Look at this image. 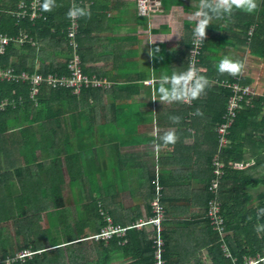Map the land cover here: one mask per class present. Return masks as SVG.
Wrapping results in <instances>:
<instances>
[{"label": "crops", "instance_id": "1", "mask_svg": "<svg viewBox=\"0 0 264 264\" xmlns=\"http://www.w3.org/2000/svg\"><path fill=\"white\" fill-rule=\"evenodd\" d=\"M75 1L91 11L81 17L78 37L84 73L106 79L110 87L79 95L45 89L30 111L23 107L6 121L0 137V220L8 222L0 227V250L14 255L36 241L65 248L89 240L101 232L103 207L115 225L129 228L124 240L129 245L123 248L119 236L111 239L105 264L148 262L157 234L149 222L159 175L167 264H198L199 248L206 264H214L208 249L213 235L197 224V216L215 160L225 150H232L222 185L226 210H259L264 201V44L251 48L254 27H247L244 10L213 19L196 82L206 85L192 104L184 99L186 86L178 99H166L158 81L161 75L188 74L199 0H153L150 15L139 13L138 0ZM260 3L256 0L251 13ZM32 31L37 51L32 56L16 46L13 65L37 70L68 64L73 49L50 38L54 28L45 38ZM224 58L239 62V73L218 71ZM236 77L254 88L255 105L235 128V142L221 150L217 128L230 90L219 81ZM166 133L174 142H164ZM104 254L96 251L91 264H102Z\"/></svg>", "mask_w": 264, "mask_h": 264}, {"label": "trees", "instance_id": "2", "mask_svg": "<svg viewBox=\"0 0 264 264\" xmlns=\"http://www.w3.org/2000/svg\"><path fill=\"white\" fill-rule=\"evenodd\" d=\"M21 0H0V32L8 33L11 36H17L22 33V31H27L32 37L33 41L36 40V35L32 31V28L35 31H39L41 35L45 38V34H49L52 32L54 28L56 34L50 38L54 40H62L68 43V47L70 49V38L68 35V27L71 24V18L68 17V10L73 7L72 0H44V3H49L50 10L45 11L49 16L48 21H39L36 25H33L29 19L24 20L22 23H19L17 18L14 17L11 13L12 10L18 8ZM83 7V6H81ZM245 14L248 15L249 21L248 28L254 27V33L251 36V48L255 46H260L264 44V0L261 3L260 7L256 10L255 13L245 11ZM16 45H12L9 48L8 53L0 57V66L5 68L15 67L19 71H38L39 73H43L45 75L48 74H68V64H63L61 67L55 68H39L34 69L35 67H22L19 65L12 64V58L14 56V50ZM24 48H27L31 51V55L34 56V52L37 51L35 45H32L30 42H25ZM264 48L261 47V51ZM46 91V90H44ZM59 91V90H53ZM71 91V90H69ZM15 99L16 105L10 106L6 111H0V137L3 136L7 129L5 125L10 120V116L13 117L19 114L21 108L25 107V110L30 111V107L35 104L29 99L28 85L26 84H18V83H8L0 80V100L4 99ZM21 100V101H20ZM255 96L252 104L245 106L244 111L241 110L240 115L238 116L234 127L231 130L230 134V145L231 140L235 142V128H237L240 124V121L247 117L250 114L251 107L255 105ZM41 102L45 103V98L41 100ZM226 112V111H225ZM225 115V114H224ZM9 118V119H8ZM224 118V117H223ZM7 121V122H6ZM5 123V124H3ZM3 124V125H2ZM233 144V143H232ZM229 145V146H230ZM226 149V148H225ZM224 150V149H223ZM226 151V150H225ZM220 156V163L222 164L224 170V176L220 179L221 188L218 194L214 193L211 189V186L216 179V166L214 164V176L212 180L208 182L206 185V193L204 195V202L202 206V211L198 214L197 224L205 226V230H208V233H212L213 239L210 241L208 249L210 247L212 255L215 256L214 264H241L244 262L246 258L249 257H257L261 255L264 250V213L260 210L264 209V201L261 202V206L259 210L252 211H242V212H229L226 210L227 200L223 197L222 185L225 179L227 178L229 171H231L229 163L227 159L232 152V150H228ZM213 165V164H212ZM0 181H1V173H0ZM219 201L222 206V215L224 220V231L217 229L215 225L212 224L210 209L212 201ZM105 212L107 216H109L107 210L103 207L100 208L99 214L102 220L101 230L106 226V221L102 216V213ZM5 218H9L12 214L3 213ZM19 221L16 223L19 226L20 224L26 223V221ZM8 220H0V227L7 223ZM115 224V223H114ZM2 228V227H1ZM0 228V229H1ZM19 232V231H18ZM223 233H225V237H223ZM232 233V234H231ZM99 234V233H98ZM129 235L127 237H120L123 241V248H127L128 242L124 240H128ZM164 239L166 241L165 233L163 232ZM157 237V234H156ZM90 237H84V239H88ZM109 241H92V240H84L81 243H74L72 245H68L70 247H62L59 244H48V242H44L41 240L40 242L27 244L23 251L30 250L33 253V257L26 258L25 260H18L11 263H8V259L16 257L20 253H16L11 255L10 252L0 250V264H37L40 260L39 256L44 255L45 259L41 260V264H68L67 258H69V264H80V259H77L81 256L80 253L84 254L83 260L85 264H91L94 254L97 251L99 254L105 253V258L103 259L102 264L107 262V254H108V244ZM225 246L228 248L231 253V257L226 256ZM1 248V247H0ZM7 246L5 247L6 250ZM156 238L153 241L151 246L152 259L148 257V262L145 260H141L139 264H156ZM22 251V252H23ZM21 252V253H22ZM202 249H198L199 258L197 260L198 264H206V261L202 256ZM198 256V255H197ZM202 257V259H200ZM165 258L167 260V241H166V250H165ZM203 260L204 262H201ZM143 261V262H142ZM82 263V262H81ZM167 264V262H166Z\"/></svg>", "mask_w": 264, "mask_h": 264}, {"label": "built area", "instance_id": "3", "mask_svg": "<svg viewBox=\"0 0 264 264\" xmlns=\"http://www.w3.org/2000/svg\"><path fill=\"white\" fill-rule=\"evenodd\" d=\"M44 0H21L18 8L12 10L11 13L17 18L19 23L29 19L33 25H36L39 21H48L49 16L43 10ZM73 6H77V2L73 0ZM156 7L153 0H138V9L141 15H150ZM199 22V20H198ZM197 22V23H198ZM81 28V18H71V24L68 27V35L70 38V47L73 49L74 55L69 61L68 74H41L39 72L31 71H19L15 67L5 68L0 66V80L8 83H18L28 85L29 99L36 103L41 91L45 89L49 90H71L75 94H81L86 89H107L110 87V83L103 78L96 76H89L84 73L83 60L79 54L80 45L78 37ZM254 28L250 35H253ZM208 39V35L205 33L203 40H198L193 36L191 43V49L188 60V83L186 85L185 101L192 104L194 98L187 94L188 90L194 89L196 82L199 80L200 63L204 53L205 42ZM25 42L35 44L30 34L22 31L20 35L11 36L8 33L0 32V57L5 56L9 48L12 45L24 46ZM240 78L235 79H223L219 81V84L230 90L227 109L223 118V122L217 128L219 137V143L221 150L229 147L230 134L234 127L241 110L247 105L252 104L255 90L251 85L242 83ZM21 101V100H20ZM15 99L0 100V111H5L8 107L16 105ZM216 166V179L214 180L211 189L214 193L218 194L221 188L220 179L224 176V170L220 163V158L215 160ZM242 165H239L241 167ZM157 195L153 202L154 217L150 220L149 224H153L157 228L156 237V264H166L165 258L166 241L163 236V222L166 217V210L162 204L163 198V186L160 182L159 175L156 179ZM106 221V226L102 228L99 234L94 235L89 240L92 241H109L115 236L127 237L129 228L115 225L113 220L107 216L105 212L102 213ZM210 216L212 224L217 229L224 231V220L222 215V206L219 201L211 202ZM145 224H140L138 227H143ZM223 233V237H225ZM225 252L227 257H231V253L225 246ZM35 253L30 250H25L18 254L14 258L8 259V263L25 260L26 258L33 257ZM241 264H264V250L261 255L257 257H249Z\"/></svg>", "mask_w": 264, "mask_h": 264}, {"label": "clouds", "instance_id": "4", "mask_svg": "<svg viewBox=\"0 0 264 264\" xmlns=\"http://www.w3.org/2000/svg\"><path fill=\"white\" fill-rule=\"evenodd\" d=\"M42 7L44 11L50 10L49 3H44ZM256 7V0H199L195 15L200 19L193 29L194 37L198 40H203L205 38L206 27L213 19H220L225 15H230L236 9L252 12ZM67 15L70 18L78 19L81 17H90L91 11L77 5L71 7ZM241 67L239 62L224 58L219 62L218 71L236 75L241 70ZM187 75V73H173L171 76L161 75L158 83L160 84L159 90L162 95L166 99H178L180 93L184 91L188 83ZM205 85L206 81L197 83L194 89L188 90L187 94L195 98L198 93L203 90ZM172 119L177 120L178 117H172ZM162 139L165 143H168L174 142L175 137L172 133H166ZM260 211L264 213V209Z\"/></svg>", "mask_w": 264, "mask_h": 264}, {"label": "rangeland", "instance_id": "5", "mask_svg": "<svg viewBox=\"0 0 264 264\" xmlns=\"http://www.w3.org/2000/svg\"><path fill=\"white\" fill-rule=\"evenodd\" d=\"M262 2H263V0H261V3H262ZM261 3H260V4H261Z\"/></svg>", "mask_w": 264, "mask_h": 264}]
</instances>
